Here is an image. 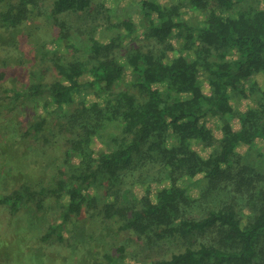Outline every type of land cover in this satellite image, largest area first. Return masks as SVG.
<instances>
[{"label": "trees", "instance_id": "trees-1", "mask_svg": "<svg viewBox=\"0 0 264 264\" xmlns=\"http://www.w3.org/2000/svg\"><path fill=\"white\" fill-rule=\"evenodd\" d=\"M0 2L11 42L0 46V136L12 135L2 150L27 139L30 166L56 152L47 181L18 185L0 206L15 215L55 201L64 222L43 242H64V225L90 215L158 256L120 247L96 264H264V0ZM26 62L52 81L5 85ZM11 246L0 264L16 262Z\"/></svg>", "mask_w": 264, "mask_h": 264}, {"label": "rangeland", "instance_id": "rangeland-1", "mask_svg": "<svg viewBox=\"0 0 264 264\" xmlns=\"http://www.w3.org/2000/svg\"><path fill=\"white\" fill-rule=\"evenodd\" d=\"M189 14L193 16V13ZM61 19L74 21L73 18L66 16ZM43 21L44 18H40V22L32 25V30H37L36 27L42 29L45 24ZM7 39H9V33L6 30H0L1 47L4 44L9 45L7 42L10 41ZM35 42H39V40H34L33 43ZM1 47L0 66L3 65L4 59L8 56L6 52L2 51ZM7 47L10 48V46ZM29 47L30 51H32V46ZM16 57L17 53L14 55V58ZM31 64L32 62L28 64L26 62L24 67L16 68L17 66H15L14 71L12 69L7 71L6 84L2 83L8 87H14L17 85L16 83L30 85L38 81H45L46 83L52 81L54 73L52 70L47 76H43L41 72H39L40 75L37 78L31 76ZM26 110L28 109L23 108V111ZM14 112L9 114L8 117L10 119L15 117L17 122H22L21 114H18L17 110ZM30 115L29 111L26 116ZM24 119L26 120L24 124H28V117ZM14 135L20 136V133ZM11 136L10 133L0 136V196L12 191L22 183H33L32 181H34L35 177H44L47 181L48 175H51V171L56 164V155H54L56 152L47 150L46 153L44 152L40 155L41 157L36 158L37 164H34L33 161V165L30 166L27 162L31 161V159L35 160L36 156H32V152H26L27 139L26 141L18 140L19 142L15 143V139L12 140L11 148L3 152L2 145ZM6 152L10 155V159H14V154H18L19 160L17 158L12 160V162L9 161L7 157L2 156V153ZM23 152L26 153V156L22 157ZM18 168H21L24 173L19 180L15 178ZM218 204H221L219 197L210 198L205 206L200 204L202 206L197 209L189 210V216H203L208 213L209 209H214ZM61 215L60 206L55 201H47L42 208L30 203V205L24 207L21 212L15 215L10 212V209L0 206V249L1 247L13 245L10 247H13V249H8L6 253L10 260H16V264H96L104 260L107 254L118 256L120 247L125 248L126 258L144 259L152 256V259H155L158 257L147 250L144 242L138 241L127 232L118 231V226L114 225V223L103 220L102 222L95 218L90 219V215H87V218L83 217L85 219L78 220V223L74 221L64 225V230L62 231L64 242L58 241L56 234L52 236L50 241L43 242L40 238L46 235L52 225L64 222V217ZM122 262L123 264H129L128 260ZM6 263L15 264L13 261L9 262V260Z\"/></svg>", "mask_w": 264, "mask_h": 264}]
</instances>
